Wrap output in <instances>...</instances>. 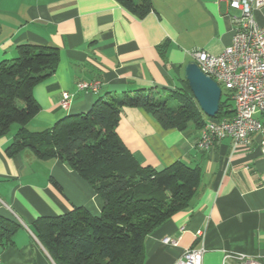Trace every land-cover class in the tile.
I'll return each mask as SVG.
<instances>
[{"label":"crops","instance_id":"obj_1","mask_svg":"<svg viewBox=\"0 0 264 264\" xmlns=\"http://www.w3.org/2000/svg\"><path fill=\"white\" fill-rule=\"evenodd\" d=\"M150 1L152 9L138 17L116 0H0V61L13 58L21 43L59 51L54 73L32 89L39 110L25 125L29 131L85 112L108 92L187 90L184 71L194 60L192 51L219 54L230 43V15L239 10L227 1ZM253 14L264 23V6ZM80 81H97V91L78 90ZM63 91L72 94L67 109L59 105ZM18 128L11 125L0 137V200L6 205L0 215L19 224L13 244L0 247V264H53L31 223L72 206L99 215L102 199L56 158L40 160L28 149L8 156L5 149ZM116 132L141 165L161 169L179 160L200 169L190 205L145 237L143 264H173L185 249L199 246L202 264H235L224 256L238 253L264 261V131L251 135L246 148L233 151L225 138L203 151L195 146L199 129L192 124L166 130L143 109L124 107ZM166 237L176 244L164 243Z\"/></svg>","mask_w":264,"mask_h":264},{"label":"trees","instance_id":"obj_2","mask_svg":"<svg viewBox=\"0 0 264 264\" xmlns=\"http://www.w3.org/2000/svg\"><path fill=\"white\" fill-rule=\"evenodd\" d=\"M116 1L138 17L152 9L150 0ZM15 51L13 58L0 61V137L12 124L19 125L6 154L28 149L40 160H60L103 203L99 215L72 206L53 217H37L30 227L34 236L53 264H143L145 237L190 205L200 169L179 160L161 169L141 165L116 132L121 109L141 108L166 130H184L189 124L200 129L207 121L233 114L230 94L221 91L216 115L207 117L188 85L187 90L177 88L168 96L152 88L108 92L87 111L63 116L50 129L32 132L25 126L39 110L32 89L54 73L59 51L30 43L18 44ZM18 226L12 215H0V247L13 244Z\"/></svg>","mask_w":264,"mask_h":264},{"label":"built area","instance_id":"obj_3","mask_svg":"<svg viewBox=\"0 0 264 264\" xmlns=\"http://www.w3.org/2000/svg\"><path fill=\"white\" fill-rule=\"evenodd\" d=\"M230 8L239 10V14L230 15L233 33L230 43L219 54H210L202 49L192 51L194 61L200 70L213 79L220 88L230 94L233 114L219 121H207V128L199 129L196 147L209 151L216 142L229 138L232 150L246 148L251 135L264 131V23L254 17L253 10L261 9L264 0H225ZM80 91L96 92L97 81H80ZM72 98L68 91L61 92L59 105L67 109ZM260 146L264 152V139ZM0 205L6 206L1 200ZM202 235L201 231H197ZM164 243L176 244L168 237ZM204 248L185 249L173 264H202ZM233 260L235 264H264V261L248 257L245 254H228L224 261Z\"/></svg>","mask_w":264,"mask_h":264},{"label":"water","instance_id":"obj_4","mask_svg":"<svg viewBox=\"0 0 264 264\" xmlns=\"http://www.w3.org/2000/svg\"><path fill=\"white\" fill-rule=\"evenodd\" d=\"M184 78L200 110L207 117H214L219 108L220 86L204 74L194 60L186 64Z\"/></svg>","mask_w":264,"mask_h":264},{"label":"rangeland","instance_id":"obj_5","mask_svg":"<svg viewBox=\"0 0 264 264\" xmlns=\"http://www.w3.org/2000/svg\"><path fill=\"white\" fill-rule=\"evenodd\" d=\"M221 91L224 92V89L221 88ZM163 95H164V96H168V93H167V92H166V93H163ZM173 101H174V102H172V105H173V104L175 105V104L177 103V101H175V100H173ZM18 104L21 105V103H18ZM12 125H13V124H12ZM14 125H15V124H14Z\"/></svg>","mask_w":264,"mask_h":264},{"label":"bare ground","instance_id":"obj_6","mask_svg":"<svg viewBox=\"0 0 264 264\" xmlns=\"http://www.w3.org/2000/svg\"><path fill=\"white\" fill-rule=\"evenodd\" d=\"M202 128H207V122L204 124V126Z\"/></svg>","mask_w":264,"mask_h":264}]
</instances>
